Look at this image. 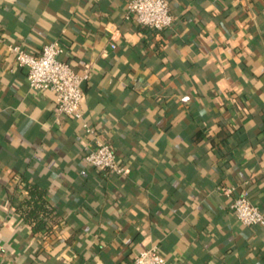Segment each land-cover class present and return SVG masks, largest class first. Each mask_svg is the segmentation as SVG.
<instances>
[{
  "label": "crops",
  "instance_id": "crops-1",
  "mask_svg": "<svg viewBox=\"0 0 264 264\" xmlns=\"http://www.w3.org/2000/svg\"><path fill=\"white\" fill-rule=\"evenodd\" d=\"M167 1L155 30L125 0H0V264H126L154 245L167 264H264V225L218 190L264 211V0ZM53 40L91 71L80 118L57 117L8 47ZM83 123L127 173L85 161ZM33 199L50 213L28 217Z\"/></svg>",
  "mask_w": 264,
  "mask_h": 264
},
{
  "label": "built area",
  "instance_id": "built-area-1",
  "mask_svg": "<svg viewBox=\"0 0 264 264\" xmlns=\"http://www.w3.org/2000/svg\"><path fill=\"white\" fill-rule=\"evenodd\" d=\"M123 16L155 30L165 29L173 22L167 0H125ZM8 47L14 54L15 63L25 68L30 88L39 92L51 90L54 93V112L57 117H81L82 84L89 77L90 70L78 72L67 61L60 59L63 46L57 40L45 42L38 53H32L20 44ZM83 129L91 135L92 140V145L84 155L85 161L94 168L127 173L128 169L118 163L111 145L85 123ZM218 190L227 197L232 196L228 207L242 224L264 225V212L251 201L246 188L235 195H232L234 186H218ZM126 264H167V261L154 245L136 252Z\"/></svg>",
  "mask_w": 264,
  "mask_h": 264
},
{
  "label": "trees",
  "instance_id": "trees-1",
  "mask_svg": "<svg viewBox=\"0 0 264 264\" xmlns=\"http://www.w3.org/2000/svg\"><path fill=\"white\" fill-rule=\"evenodd\" d=\"M35 193H36V187H34V185L30 186L31 198L33 197V195H35ZM42 203H43L42 200L40 202H37L36 199L35 200L33 199L32 200V208L29 209V211L25 212L27 214V216L31 217L34 220V219H36V216L39 212H41L43 215H44V213L45 214L50 213L51 209L49 207H44V205H42ZM40 227H42L40 221L36 220L35 225H34V229H39Z\"/></svg>",
  "mask_w": 264,
  "mask_h": 264
}]
</instances>
